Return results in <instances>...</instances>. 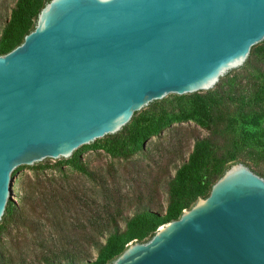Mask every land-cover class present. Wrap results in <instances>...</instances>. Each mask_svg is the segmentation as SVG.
Instances as JSON below:
<instances>
[{
  "label": "water",
  "instance_id": "95a60500",
  "mask_svg": "<svg viewBox=\"0 0 264 264\" xmlns=\"http://www.w3.org/2000/svg\"><path fill=\"white\" fill-rule=\"evenodd\" d=\"M264 42V0H51L0 56V223L21 166L64 161L173 95L212 90ZM112 264H264V175L230 166Z\"/></svg>",
  "mask_w": 264,
  "mask_h": 264
},
{
  "label": "trees",
  "instance_id": "16d2710c",
  "mask_svg": "<svg viewBox=\"0 0 264 264\" xmlns=\"http://www.w3.org/2000/svg\"><path fill=\"white\" fill-rule=\"evenodd\" d=\"M50 1L17 0L0 34V56L21 45L25 37L35 30L41 10ZM260 44L252 47L248 60L251 58V62L259 61L264 67V46H259ZM232 72L234 70L222 77L214 87L221 84L217 94H211V90L206 94H190L191 110L174 116L173 120L196 121L209 134L195 140L188 158L181 165L174 166L176 172L173 176L169 173L171 160L150 156V150L146 147L148 140L152 136L160 135L171 123L172 118L166 113L158 117L139 118L119 133L104 137L107 140L106 151L119 161L128 162L121 177H118L115 166L102 171L90 169L82 163V151L89 147L96 148L97 140L90 145H84L82 149L76 150L71 158L66 159L63 165L74 167L92 184V188H97V191L71 188L63 185V180L54 177L39 181L36 201L29 195L19 198L20 204L10 198L0 228L10 231L25 227L32 229L38 222L27 216L25 204L40 207L44 214V223L42 226L39 223V229L49 223L54 227V231L63 234L61 237L68 238V248L50 251V254L43 258L45 264H112L131 243L150 241L160 227L180 219L183 212L191 209L199 199L209 197L213 185L226 170L243 161L240 154L243 145L240 141H235L227 154L223 155L220 153L217 139L220 135L219 127L225 119L223 94L220 92L227 85L223 80ZM259 74V79L253 80L246 94L233 93V101L242 123L254 127L252 130L244 129L243 141L253 143L264 152V70ZM240 84L241 81H235L233 87ZM159 102L154 101L148 107L157 106ZM138 113L136 112L134 117ZM173 145L175 143L171 145L170 155L180 156L179 149ZM142 150L145 151L148 162L133 160L134 155ZM159 153L163 156V152ZM21 168L18 167L13 172L12 178ZM126 180L136 187L132 196L122 186ZM161 183L166 186L168 193V205L165 210L154 205L155 185ZM21 186L22 183H19V187ZM14 195L13 189L12 196ZM36 230L37 228L34 231ZM76 235L81 238L71 241ZM37 237H42L40 230ZM89 248L96 250V257L92 256Z\"/></svg>",
  "mask_w": 264,
  "mask_h": 264
},
{
  "label": "rangeland",
  "instance_id": "374dc122",
  "mask_svg": "<svg viewBox=\"0 0 264 264\" xmlns=\"http://www.w3.org/2000/svg\"><path fill=\"white\" fill-rule=\"evenodd\" d=\"M16 3L17 0H0V34L5 23L10 18L12 9L15 7ZM259 46H264V42ZM263 70L264 67L259 61L251 62L250 58L241 68L234 70L231 75L223 80L227 82L223 91L220 92V94H223L222 102L225 105L223 109L225 110V119L219 127L220 135L217 139L220 153L223 155L227 154L235 141H240L243 145L240 148V154H242L243 158L242 162L264 175V152L253 143L243 141L244 129L252 130L254 127L242 123V120L238 117L237 108L234 106L233 101L235 98L233 93L246 94L250 89V84L253 80L259 79V73ZM235 81H241V84L233 87ZM228 84L231 85L228 86ZM219 86L213 88L210 91L211 94H217L220 90ZM207 92L208 91L199 93L206 94ZM189 96L190 94H176L166 97L160 100L157 106L146 107L141 110L129 123L130 126L139 118L148 116L158 117L162 113H166L169 118H172L171 123L164 131L160 135L152 136L146 145L147 149L150 150V156H161L165 160H171L169 173L172 176L176 172L174 166L181 165L192 152L195 140L209 134L208 131L201 128L194 120H173L174 116L183 115L184 112L191 110L192 106ZM262 126L264 127V120ZM176 141L179 142L176 143ZM172 143H175V145H173L174 148L179 149L180 156L170 155L169 151L171 152ZM82 148L83 147H80L79 149ZM106 148L107 140L104 138L98 139L97 147L84 149L80 155V159L82 163L86 164L90 169H102V171H105L115 166L118 177H121L124 173V166L128 165V162L123 160L119 161V159L110 155V153L106 151ZM159 152H163V156L160 155ZM132 159L146 160L148 162L145 158V151L143 150L137 152ZM64 161L21 166L22 168L18 170L12 178V185H14V187L12 186V191L14 189L15 195L11 196V198L18 204L21 202L19 198H23L24 195H29L33 198V201H36L39 192L37 188L39 181H45L53 177L58 180H63L62 184L71 188H86L87 191H97V188H92V184L88 182L85 177L80 175V172L74 167L63 165ZM151 181L152 179L149 180V182ZM19 183H22L21 187H19ZM122 186L130 196L134 194L136 187L130 185L127 180L123 182ZM155 191L154 205H156L158 209L165 210L168 205L166 186L163 183L157 186L155 185ZM24 208L27 216L38 223H36L32 229L25 227L10 231L0 228L1 264H45L43 258L50 254V251L55 249L57 251H62V249L68 248V238L61 237L63 234L54 231V227L51 224L47 223L45 227L39 229V223H41V226L44 223L42 219L44 214L40 207L36 208V206L25 204ZM1 224L2 223H0V226ZM36 228L37 230L34 231ZM39 230L42 237H37ZM72 238L71 241L77 238L80 239L81 236L76 235V237ZM89 250L93 257L97 256L95 249L89 248Z\"/></svg>",
  "mask_w": 264,
  "mask_h": 264
}]
</instances>
